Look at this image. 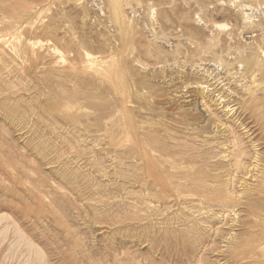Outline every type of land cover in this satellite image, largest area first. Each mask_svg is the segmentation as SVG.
<instances>
[{
  "label": "rangeland",
  "instance_id": "1",
  "mask_svg": "<svg viewBox=\"0 0 264 264\" xmlns=\"http://www.w3.org/2000/svg\"><path fill=\"white\" fill-rule=\"evenodd\" d=\"M262 52L264 0H0V264H264Z\"/></svg>",
  "mask_w": 264,
  "mask_h": 264
},
{
  "label": "bare ground",
  "instance_id": "2",
  "mask_svg": "<svg viewBox=\"0 0 264 264\" xmlns=\"http://www.w3.org/2000/svg\"><path fill=\"white\" fill-rule=\"evenodd\" d=\"M2 37V36H1ZM262 53H264V52H262ZM88 54V53H87ZM262 55V54H261ZM89 56V55H88ZM261 63H262V65L264 66V57L261 59ZM234 72V71H233ZM253 74V73H252ZM257 94V93H256ZM259 94V93H258ZM257 94V95H258ZM221 97V96H220ZM232 107V106H231ZM225 108H227V107H225ZM234 108V107H233ZM231 110V109H230ZM235 110V109H234ZM246 109H244V111H245ZM240 111V110H239ZM250 114V115H249ZM252 114L253 115H255V113L254 112H252V111H250V110H248V112L245 114V115H248L249 117H251L252 116ZM245 115H244V117H245ZM258 115L260 116V118H259V120H257V123H258V125H261L262 124V122L264 123V112L262 111V112H260V113H258ZM242 121H243V119H242ZM215 124V123H214ZM219 124V123H218ZM246 127V126H245ZM250 130V128H248V131ZM246 137V136H245ZM252 138V137H251ZM244 150L242 149V147L239 145L238 146V148L236 149V151H235V155H234V159H235V164L236 165H238L240 162H243V160L246 158V155H244ZM259 154V153H258ZM264 157V156H263ZM229 159V158H228ZM253 163H255V162H253ZM252 165V164H251ZM253 166V165H252ZM248 167V166H247ZM250 172V171H249ZM240 174V173H239Z\"/></svg>",
  "mask_w": 264,
  "mask_h": 264
}]
</instances>
